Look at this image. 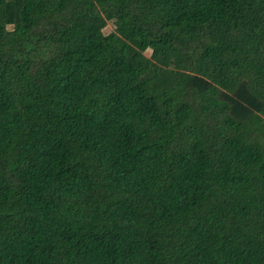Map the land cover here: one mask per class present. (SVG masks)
Returning a JSON list of instances; mask_svg holds the SVG:
<instances>
[{"label": "trees", "instance_id": "obj_1", "mask_svg": "<svg viewBox=\"0 0 264 264\" xmlns=\"http://www.w3.org/2000/svg\"><path fill=\"white\" fill-rule=\"evenodd\" d=\"M0 264H264V0H0Z\"/></svg>", "mask_w": 264, "mask_h": 264}, {"label": "rangeland", "instance_id": "obj_2", "mask_svg": "<svg viewBox=\"0 0 264 264\" xmlns=\"http://www.w3.org/2000/svg\"><path fill=\"white\" fill-rule=\"evenodd\" d=\"M114 31V25L113 24H109V26L107 27V29L105 30L106 34H110L111 32ZM151 54V51L148 52V55Z\"/></svg>", "mask_w": 264, "mask_h": 264}]
</instances>
